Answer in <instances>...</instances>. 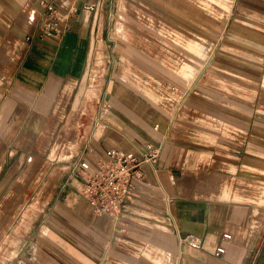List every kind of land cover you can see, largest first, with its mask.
Returning <instances> with one entry per match:
<instances>
[{
    "label": "crops",
    "instance_id": "1",
    "mask_svg": "<svg viewBox=\"0 0 264 264\" xmlns=\"http://www.w3.org/2000/svg\"><path fill=\"white\" fill-rule=\"evenodd\" d=\"M40 1L0 0V193L23 194L28 213L10 223L0 264H247L264 202L238 182L264 179V107L221 95L212 104L210 89L189 92L190 79L180 91L144 45L121 37L111 0H44L57 32L44 30ZM147 143L160 153L143 163L126 207L95 213L79 161L93 169L111 147L141 157Z\"/></svg>",
    "mask_w": 264,
    "mask_h": 264
},
{
    "label": "rangeland",
    "instance_id": "2",
    "mask_svg": "<svg viewBox=\"0 0 264 264\" xmlns=\"http://www.w3.org/2000/svg\"><path fill=\"white\" fill-rule=\"evenodd\" d=\"M235 1L111 0L107 4L115 15L113 21L121 37L144 45L147 59L152 62H148L149 65L157 70L155 72L160 70L169 79L173 77L174 81H179L180 91L185 90L190 79L189 92L195 91L202 96L211 90L212 104L217 105L221 95L239 105L264 107V34L245 33L247 24L251 29L264 32V0ZM125 27L128 28L124 35ZM190 74L188 78L185 76ZM150 76V73L146 75V91L153 87ZM163 84L170 85L165 81ZM183 96L185 100L188 94ZM257 116L260 122H264V114ZM258 145L264 149V143ZM238 184L249 189L250 198L264 202V179L241 178ZM2 192L0 255L8 256L12 230L16 232L17 229L10 223L15 218L26 217L28 213L27 204L23 206V194L19 196L17 191L10 194L8 190ZM263 212L264 209L260 208L254 219L255 225ZM24 228L26 226L21 228V233L26 232ZM243 233L244 228L238 227L236 239L241 241ZM251 263L264 264V225L248 256L247 264Z\"/></svg>",
    "mask_w": 264,
    "mask_h": 264
},
{
    "label": "built area",
    "instance_id": "3",
    "mask_svg": "<svg viewBox=\"0 0 264 264\" xmlns=\"http://www.w3.org/2000/svg\"><path fill=\"white\" fill-rule=\"evenodd\" d=\"M40 2L45 5V11H41L44 30L57 32L56 7L44 0ZM159 153L160 146L153 143H147V148L142 152L141 157L132 151L111 147L107 150V158L100 161L93 169L89 161L81 159L77 170L83 179L81 194L95 213L116 216L126 207L135 180L143 175V163L155 161ZM223 236L229 238L231 234L225 232ZM186 238L189 245L195 248L201 247V243L195 240L192 233ZM224 250V246H218L216 253L220 254Z\"/></svg>",
    "mask_w": 264,
    "mask_h": 264
},
{
    "label": "bare ground",
    "instance_id": "4",
    "mask_svg": "<svg viewBox=\"0 0 264 264\" xmlns=\"http://www.w3.org/2000/svg\"><path fill=\"white\" fill-rule=\"evenodd\" d=\"M264 84V83H263ZM262 145V144H261ZM220 173V172H219ZM254 180H255V178H254ZM225 187V186H224ZM240 238V237H239ZM235 240V239H234Z\"/></svg>",
    "mask_w": 264,
    "mask_h": 264
}]
</instances>
